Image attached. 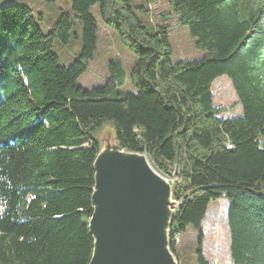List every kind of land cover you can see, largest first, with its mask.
Masks as SVG:
<instances>
[{"label": "trees", "instance_id": "16d2710c", "mask_svg": "<svg viewBox=\"0 0 264 264\" xmlns=\"http://www.w3.org/2000/svg\"><path fill=\"white\" fill-rule=\"evenodd\" d=\"M70 5L47 34L30 7H0V264H90L94 163L107 125L123 149L176 178L181 206L170 231L198 232L197 264H210L202 224L221 199L230 204L233 264H264V0H169L206 52L178 62L170 26H148V12L132 0ZM96 6L136 57L135 92L122 89L119 63L110 67V83L91 90L78 83L98 51ZM79 37V56L61 66L54 43ZM224 76L241 116L220 118L214 105L212 85ZM170 249L175 254L174 242Z\"/></svg>", "mask_w": 264, "mask_h": 264}, {"label": "rangeland", "instance_id": "374dc122", "mask_svg": "<svg viewBox=\"0 0 264 264\" xmlns=\"http://www.w3.org/2000/svg\"><path fill=\"white\" fill-rule=\"evenodd\" d=\"M26 5L33 10L35 20L44 34H47L59 18L61 12H71V0H0V7L10 3ZM136 7L143 6L148 12L143 21L152 28L161 24L170 26V44L173 49V62L179 60H199L206 52L197 49L196 40L191 37L189 31L179 25L177 19L172 15L169 0H132ZM93 15L98 22V51L88 72L83 75L79 84L87 90L110 83V67L119 63L125 74V92H135L130 81V73L136 62V57L121 43L116 32L104 25L99 16V7L93 9ZM77 22V21H76ZM80 31V28L78 27ZM78 31V32H79ZM82 49L81 38L75 39L68 45L56 41L54 53L59 57V64L64 67L70 66L79 56ZM214 105L222 109L220 118H233L242 115V106L232 86L230 79L226 76L217 79L212 85ZM115 140L114 130L111 125L105 126L99 134L101 148L107 140ZM147 157V156H146ZM148 162L150 163L148 157ZM155 169V167L150 163ZM169 180V179H168ZM172 189L176 178L169 180ZM173 201H176L173 197ZM230 204L226 199L212 202L202 224L203 252L210 264H233L230 255V233L228 227V215ZM171 228V227H170ZM174 235L169 229V243H175V254L172 252L178 264H197L198 232L189 229L185 235ZM171 250V249H170Z\"/></svg>", "mask_w": 264, "mask_h": 264}, {"label": "water", "instance_id": "95a60500", "mask_svg": "<svg viewBox=\"0 0 264 264\" xmlns=\"http://www.w3.org/2000/svg\"><path fill=\"white\" fill-rule=\"evenodd\" d=\"M94 169L90 264H178L169 229L181 203L173 201L168 178L154 174L145 154L127 151L112 139L100 149Z\"/></svg>", "mask_w": 264, "mask_h": 264}, {"label": "bare ground", "instance_id": "6f19581e", "mask_svg": "<svg viewBox=\"0 0 264 264\" xmlns=\"http://www.w3.org/2000/svg\"><path fill=\"white\" fill-rule=\"evenodd\" d=\"M110 144H114L113 142H110L108 145H110ZM146 161H148L147 160V157H146ZM149 163V162H148ZM149 166L151 167V169L154 171V174H156L160 179H164L160 174H159V172H158V170H156V169H154L151 165H150V163H149ZM167 180V182L168 183H170V181L168 180V179H166ZM168 208H169V206H168ZM176 237V236H175Z\"/></svg>", "mask_w": 264, "mask_h": 264}, {"label": "built area", "instance_id": "2783aa9c", "mask_svg": "<svg viewBox=\"0 0 264 264\" xmlns=\"http://www.w3.org/2000/svg\"><path fill=\"white\" fill-rule=\"evenodd\" d=\"M174 238H175V236H174Z\"/></svg>", "mask_w": 264, "mask_h": 264}]
</instances>
